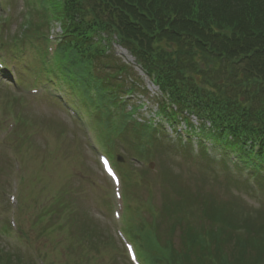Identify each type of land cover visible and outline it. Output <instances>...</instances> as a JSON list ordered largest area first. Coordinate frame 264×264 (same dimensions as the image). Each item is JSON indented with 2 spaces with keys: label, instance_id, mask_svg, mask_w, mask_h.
<instances>
[{
  "label": "rangeland",
  "instance_id": "rangeland-1",
  "mask_svg": "<svg viewBox=\"0 0 264 264\" xmlns=\"http://www.w3.org/2000/svg\"><path fill=\"white\" fill-rule=\"evenodd\" d=\"M0 3L3 9L10 10L11 15L10 20L0 22L7 44L10 38L23 31L20 27L26 11L23 0H0ZM1 14L4 12L0 9ZM40 31L44 32L42 29ZM114 53L123 64L133 65L129 56L119 54V48L115 47ZM9 66L11 79H0V109L5 115L9 113L20 121L15 130L20 140L16 141L17 151L14 150V154L22 157L20 164L25 165L27 177L22 185L15 184L16 180L21 179L20 174H15L17 168L7 157L6 146H0V200L8 203L9 195H13L14 188L19 187L22 207L17 220L21 237L30 247L23 248L24 244L21 246L15 234L0 236L1 252H8L14 257L7 264H18V259L23 261L22 264L29 262L33 249L46 264H130L114 232L111 209L113 211L116 205L112 186L103 176L97 161V154L103 152L102 148L91 146L95 142V134L89 118L84 115L83 129L81 122L72 120L58 103L46 95L43 86L38 84L41 80L32 49L23 57L17 56ZM138 74L150 94L147 95L150 105L144 103L146 97L140 99L138 95L132 98L131 104L137 105L141 101L144 109L153 111L155 108L151 101L156 89ZM12 77H16V80L19 78L20 86L33 87L37 84L34 87L41 88V93L30 96L31 89L26 94L28 88L21 93ZM206 90L212 91L209 88ZM74 103L79 109L78 102ZM142 117H147V111H140L138 118ZM6 126L7 123L3 126L0 122V134L5 133ZM13 137L10 135L7 142L11 143ZM154 138L150 133L145 135L127 130L126 135L113 143L111 151L114 158L119 157L123 172L131 170V180L126 190L130 202H125L122 221L118 222L117 227L139 247L148 246L149 241L154 251L153 258H156L153 259L155 264H165L164 256H159L158 250L166 245L175 254H185L186 260L187 254L181 249L184 239L198 237L202 229L208 230L212 220L228 213L230 206L236 208L231 212L235 218L234 227L250 226L247 223H252L253 230L251 228L248 238L264 233L262 184L257 182L255 187L249 186L252 188L250 190L247 181L235 177L227 168L223 169L205 158L192 157L188 155L189 151H181L178 146L163 140L155 141ZM29 149L31 152L27 151ZM196 152L194 145V154ZM205 153L220 157L219 152L207 150ZM131 156L141 157L145 163H136L130 160ZM123 185L124 180L122 191ZM49 197H55V201L49 202ZM210 207H214V218L207 213ZM64 209H71L72 219L68 225L61 215ZM191 218L201 224H187ZM0 221H4L3 216H0ZM1 228H5L4 223L0 224ZM87 228L91 230L93 238L82 237L81 232ZM98 240L103 242H96ZM209 254L204 252V258H199L202 264H208Z\"/></svg>",
  "mask_w": 264,
  "mask_h": 264
},
{
  "label": "trees",
  "instance_id": "trees-1",
  "mask_svg": "<svg viewBox=\"0 0 264 264\" xmlns=\"http://www.w3.org/2000/svg\"><path fill=\"white\" fill-rule=\"evenodd\" d=\"M88 2L65 0V5L62 4L69 29L81 27L77 39L80 44L90 50L88 31H99L100 27H111L115 22L117 26L112 29L125 45L136 42L143 49L144 44L154 53L156 57H150L153 65H149L152 70L174 75L170 73L173 82L166 81L164 88L172 102L210 120L216 132L219 128L245 133L244 137L261 145L264 152V0ZM99 6L114 13L115 18L106 25L107 20L98 22ZM228 82L231 85L227 90ZM220 85L224 87L218 88ZM124 127L120 130L128 129ZM142 132L148 135V129L143 128ZM218 138L224 141L219 133ZM260 162L264 165V153L260 154ZM232 209L236 208L230 206L228 213L214 218V207H210L207 213L214 218L212 226L198 232V237L190 236L183 241L181 249L187 254L186 260L185 254H175L166 245L158 250L159 256H164L163 263L202 264L199 258L210 252L208 264H213L212 259L217 264H264V233L248 238L254 226L249 222L251 227L242 225L237 233ZM225 216L228 217L224 219ZM81 233L82 237L93 238L88 228ZM148 248L145 260L147 264H155L150 243Z\"/></svg>",
  "mask_w": 264,
  "mask_h": 264
}]
</instances>
